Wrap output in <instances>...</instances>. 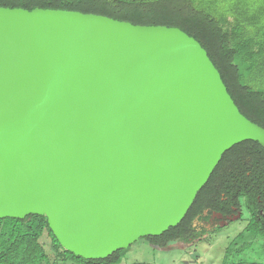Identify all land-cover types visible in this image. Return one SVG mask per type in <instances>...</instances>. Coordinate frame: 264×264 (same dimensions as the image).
Segmentation results:
<instances>
[{
	"label": "water",
	"instance_id": "95a60500",
	"mask_svg": "<svg viewBox=\"0 0 264 264\" xmlns=\"http://www.w3.org/2000/svg\"><path fill=\"white\" fill-rule=\"evenodd\" d=\"M245 140L264 128L179 28L0 6V218L106 258L177 225Z\"/></svg>",
	"mask_w": 264,
	"mask_h": 264
},
{
	"label": "trees",
	"instance_id": "16d2710c",
	"mask_svg": "<svg viewBox=\"0 0 264 264\" xmlns=\"http://www.w3.org/2000/svg\"><path fill=\"white\" fill-rule=\"evenodd\" d=\"M0 6L73 10L135 25L177 27L205 49L239 111L264 128V0H0ZM240 196L256 215L257 204L264 202V147L254 140L237 143L222 154L177 225L141 239L156 247L201 239L214 231L200 230L201 209L223 197L238 204ZM253 217L226 248L223 264H232L236 240L242 241V250L246 240L264 237L259 216ZM130 247L106 258L86 259L61 246L44 215L0 218V264H114Z\"/></svg>",
	"mask_w": 264,
	"mask_h": 264
},
{
	"label": "rangeland",
	"instance_id": "374dc122",
	"mask_svg": "<svg viewBox=\"0 0 264 264\" xmlns=\"http://www.w3.org/2000/svg\"><path fill=\"white\" fill-rule=\"evenodd\" d=\"M242 210L244 216L240 220L210 231L201 239L190 243L174 242L166 247H156L139 238L131 244L121 261L114 264H223L226 248L244 228L248 217L244 207ZM42 241L48 250V238L45 237ZM246 241L248 245L240 250L242 241L236 240L237 244L233 247V256L230 257L229 263L264 264V239L257 237L250 243Z\"/></svg>",
	"mask_w": 264,
	"mask_h": 264
},
{
	"label": "flooded vegetation",
	"instance_id": "af4514ba",
	"mask_svg": "<svg viewBox=\"0 0 264 264\" xmlns=\"http://www.w3.org/2000/svg\"><path fill=\"white\" fill-rule=\"evenodd\" d=\"M217 201L218 202L215 201L202 208L200 213L198 214V216H202L201 220L198 219L200 230L203 228L207 230H218L234 221L240 220L242 216H244L242 210L243 207L246 210L248 217L246 219L244 228L239 233L243 232L249 226V224L252 223V220L254 218L253 216H259L258 220L264 227V202L257 204L259 212L254 215L250 207L246 203L244 196H240L238 198V204H234V202L231 203L227 197H223L221 200ZM207 233L209 232H205L201 236V238L204 237Z\"/></svg>",
	"mask_w": 264,
	"mask_h": 264
}]
</instances>
